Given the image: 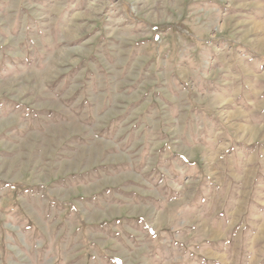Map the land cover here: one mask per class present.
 <instances>
[{"label": "rangeland", "instance_id": "374dc122", "mask_svg": "<svg viewBox=\"0 0 264 264\" xmlns=\"http://www.w3.org/2000/svg\"><path fill=\"white\" fill-rule=\"evenodd\" d=\"M0 264H264V0H0Z\"/></svg>", "mask_w": 264, "mask_h": 264}, {"label": "crops", "instance_id": "0c3cea01", "mask_svg": "<svg viewBox=\"0 0 264 264\" xmlns=\"http://www.w3.org/2000/svg\"><path fill=\"white\" fill-rule=\"evenodd\" d=\"M239 79L241 78L240 75L237 76Z\"/></svg>", "mask_w": 264, "mask_h": 264}]
</instances>
